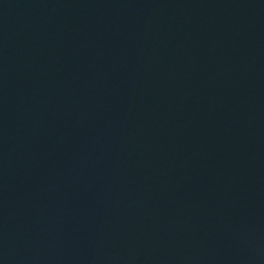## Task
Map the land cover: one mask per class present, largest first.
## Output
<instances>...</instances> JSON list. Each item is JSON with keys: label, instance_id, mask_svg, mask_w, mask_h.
<instances>
[{"label": "water", "instance_id": "95a60500", "mask_svg": "<svg viewBox=\"0 0 264 264\" xmlns=\"http://www.w3.org/2000/svg\"><path fill=\"white\" fill-rule=\"evenodd\" d=\"M0 264H264V0H0Z\"/></svg>", "mask_w": 264, "mask_h": 264}]
</instances>
